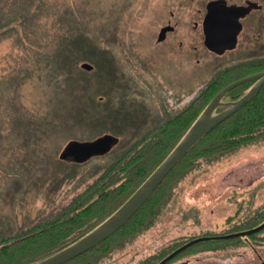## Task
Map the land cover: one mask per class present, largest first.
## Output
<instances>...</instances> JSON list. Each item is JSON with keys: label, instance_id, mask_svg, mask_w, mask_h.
<instances>
[{"label": "rangeland", "instance_id": "obj_1", "mask_svg": "<svg viewBox=\"0 0 264 264\" xmlns=\"http://www.w3.org/2000/svg\"><path fill=\"white\" fill-rule=\"evenodd\" d=\"M5 1L1 0L0 4L4 5ZM10 1L7 0L5 9ZM28 3L29 10L21 12L20 16L28 15L33 21L29 18L17 34L5 36L0 41V237L16 235L57 215L89 185L97 183L99 186L98 178L105 171L106 161L119 157L117 151L108 159L94 156L84 164L63 162L64 166L58 165L62 163L61 153L68 142L75 138L89 139L88 133H99L94 132L92 125L100 124L91 121L100 118L103 111L102 106H98V114L91 119L89 109L73 110L74 106L70 105L72 91L62 81L68 75L59 68L61 65L47 73L51 54L58 46L55 41L57 22L79 25L78 37L89 38L94 43L91 47L98 48L100 56H108L127 75L120 89L104 92L94 86L97 79L103 77L98 61L82 60L79 64L84 71L81 73L72 69L73 76L80 78L81 87H85L80 96L82 102H91V98L96 97L101 104L106 103L118 111L115 123L110 122V125H136L130 135L133 146H141L142 138L147 136L146 147H137L138 151L130 153L132 159L127 165H131L135 177L142 171L137 168L139 165L143 163L145 171L152 159L148 157L158 155L155 144L160 146L164 139H169L189 116L191 110L184 111V107L199 94L202 86L217 74L221 77L241 75L251 66L237 65L229 55L197 62V55L188 41L189 29L193 28L190 0H28ZM172 11L183 22L181 31L188 32L184 48H175L183 51V59L180 54L173 59L172 52L156 46L157 33ZM85 61L93 64V68L82 67ZM146 63L152 65L150 75L145 70ZM157 82L164 91H155ZM171 88L184 90L182 97L177 91L170 92ZM166 98L173 105L182 106L183 113L181 119L159 125L160 106ZM75 102L77 104L78 100ZM123 102L126 108L118 106ZM67 105L71 108L65 107ZM147 106L149 113L144 111ZM82 115L86 121L82 120ZM130 118L134 122L126 123ZM52 122L69 127L67 131L72 130L73 134L66 131L53 138L48 133L38 143L33 142L34 138L29 142L25 137H32L25 132L26 127L40 134L45 124ZM153 136L158 140L153 141ZM145 149L150 151L138 153ZM221 155H213L210 161L202 157L196 166L199 169L192 170L186 180L194 171L202 173L194 181L170 188L158 212L148 220L150 225L135 231L126 245L104 264H134L168 241L176 240L180 233L207 229L223 231L239 207L247 211L254 204H264V178L263 182L255 184L260 187L254 202L250 200L251 206L244 202L243 193H240L249 177L264 174V139L232 148ZM67 170L65 182L57 181L56 178L62 177Z\"/></svg>", "mask_w": 264, "mask_h": 264}, {"label": "trees", "instance_id": "obj_2", "mask_svg": "<svg viewBox=\"0 0 264 264\" xmlns=\"http://www.w3.org/2000/svg\"><path fill=\"white\" fill-rule=\"evenodd\" d=\"M6 2L7 0L4 5L0 4V41L3 40L5 36L17 34L20 26L25 24L30 18L28 15L20 16L21 12L29 10L28 0H11L10 6L5 9L4 6L7 4ZM30 21H33L32 18H30ZM78 26L79 25L65 24L63 21L57 22V33L55 34L56 36H54L58 46L51 54L47 73L50 74V70L52 71L57 65H61L59 68H62L66 75H68L65 76L62 81L67 84L72 91L70 105L74 106L73 110L78 109L80 111L79 107H83L85 110L89 109L88 111H91L89 116L92 119L94 115L98 114V106H102L101 110L103 114H101V117L94 121L90 120L93 123L97 122L100 124L92 125L95 128L94 132L99 133H91L92 135L88 133L89 135L87 134V136L90 137L89 139H73L78 141H92V139L95 140L103 135L112 134L117 137V140L106 152L92 155L89 159L94 156L108 159L117 151H119L117 152L119 157L115 160L111 158L112 161H106L107 165L105 171L100 175V178H98L100 180L99 186H97V183L89 185L87 190L79 193L57 215L38 222L28 230L19 231L16 235L1 236L0 264H34L63 249L90 232L115 212L169 155L219 90L236 79L264 68H254L250 66L247 71L245 70V73L241 75L228 74L221 77L217 74L218 76L216 75L202 86L199 94L184 107V111L191 110L189 116L181 123L179 129L171 134L169 139H164L160 146L155 144L158 155L155 157H148L152 159L150 161V167L145 171H143V163L139 165L137 168L142 170L140 172L141 176L137 175L135 177V174H133L135 171H131V165H127L132 159L130 153L132 150H137L141 146L146 147L145 138L147 136L142 138L140 142L141 146L137 144L133 146L130 144L132 141L130 135L133 131V126L136 125H110V122L113 124L115 123L118 111H114V108L111 109L110 105L106 103V105L101 104L102 101L96 97L91 98V102L89 99V101L86 100L82 102L80 96L84 94L82 90H84L83 88L85 87H81L83 86V82L80 78H75V76H73L74 72L72 69L75 68V70L77 69L81 73L84 71L80 68L79 64L82 60L98 61L99 66H102L103 77L97 79L94 86H98L100 91L104 92L111 91L115 88L120 89L123 84L125 85L127 75L119 70L118 66H116L108 56L105 54L100 56L98 48L96 50L94 47H91L94 46V43L89 40V38L84 39L83 37H78V31H80ZM69 72L71 74H69ZM81 76L83 77V75ZM255 80L256 79H252L237 85L225 94L223 100H235L240 98L255 83ZM102 82L104 84L100 85L99 83ZM56 87L58 86L56 85ZM75 100H78L77 104ZM81 102L82 104L79 106ZM71 106L67 105L65 107L71 108ZM224 108H226V106L222 105L219 106L217 110H222ZM81 111L84 110L81 109ZM82 118L83 121H86L83 115ZM125 122L133 123L134 119H127ZM45 125L47 128L44 127L40 134L26 127L25 132L30 133L32 136H25L28 138L27 140L32 142V138H34L35 141L33 142L38 143L41 139H45L48 133L51 134V137L56 138L60 135H64L69 128L66 126V129L63 125H54L53 122L46 123ZM86 126L87 125H85V127ZM163 129H165V127ZM71 131L72 130H70V132L67 131L66 133L73 134ZM82 137H85V135ZM153 137H155L153 141L158 140V137ZM260 139H264V85L243 106L202 137L178 161L149 198L124 225L94 247L62 264H104L105 261L112 258L111 255L115 251L119 250L124 244L126 245L127 239L130 238L135 231L140 228L144 229L150 225L148 220L153 219L158 212L163 203H161V201L170 188H175L178 186L176 185L178 183L190 182L188 180L194 181L198 175L202 173L201 171H194L186 180L187 175H189L192 170L199 169L196 166L202 157L208 158L207 161H210L213 155L217 157L222 156L221 154H224L227 150L241 148ZM148 151L150 150L145 149L138 153L147 154ZM217 153H219V155H215ZM89 159L81 162L72 158L61 157V161H59L62 163L58 165L64 166L65 163L63 162L71 165H80L86 163ZM67 173L68 170L63 173L64 175H62V177H57V181L64 183L65 179L68 178ZM162 256L163 254L151 258L143 257L134 264H154L161 259Z\"/></svg>", "mask_w": 264, "mask_h": 264}, {"label": "flooded vegetation", "instance_id": "obj_3", "mask_svg": "<svg viewBox=\"0 0 264 264\" xmlns=\"http://www.w3.org/2000/svg\"><path fill=\"white\" fill-rule=\"evenodd\" d=\"M190 1L193 3V11L191 10L193 28L189 29L191 35H189L190 40H187L190 41L194 54L197 55L198 63L211 59V57L224 58L229 55L237 65L264 67V0ZM182 23V20L177 15L175 17V13L172 11L171 17L157 33L156 46L160 47V50L168 49L172 52L171 58L173 59H175V55L179 54L183 59V51L179 50L184 48V38L188 37V32L181 31ZM166 27L169 29L164 33V38L160 40L159 36ZM235 54L236 57H231ZM149 60H151L150 57ZM145 70L150 75L152 65L146 63ZM262 70L264 68L253 73ZM156 88L155 91H164V89H160L161 83L157 82ZM169 91H177L179 92L177 95L181 97L184 92L181 88L178 90L171 88ZM171 97L173 98V96ZM166 99L162 101L163 106H160L162 111H160L159 125H164L173 119H181L183 113L182 106L173 105ZM116 103L120 102L116 101ZM150 104L152 105L151 100ZM118 106L125 107V104L123 102V105ZM148 110L147 106L144 111L149 113ZM262 178H264L263 173H258L255 177L251 176L249 181L247 180L246 186L241 187L240 193H243V200L247 204H250L251 199L254 202L255 194L260 187L255 184ZM237 212V214L231 215L223 231L207 229L198 233H180L176 236V240L168 241L144 257L151 258L163 254L161 258L163 259L179 246L195 238L209 236L211 238L189 245L166 264H264V227L253 231L264 222V204H254L247 211L239 207ZM234 233L240 234L220 237Z\"/></svg>", "mask_w": 264, "mask_h": 264}, {"label": "water", "instance_id": "obj_4", "mask_svg": "<svg viewBox=\"0 0 264 264\" xmlns=\"http://www.w3.org/2000/svg\"><path fill=\"white\" fill-rule=\"evenodd\" d=\"M168 29V27L163 29L161 35L159 36L160 40L164 38V33ZM82 67L92 69L93 64L85 61L82 63ZM252 79H256L255 83L243 96L235 100H223V97L228 91L237 85ZM263 85L264 70L241 77L219 90L207 104L202 113L197 117L186 134L178 142L175 148L115 212L78 240L34 264H62L89 250L113 234L135 214V212L143 205V203L163 181L171 169L202 137H204L220 122L233 114L237 109L243 106L259 91ZM222 105L226 106V108L217 110L218 107ZM116 140L117 137L112 134L103 135L92 141L71 140L62 151L61 157L85 161L92 155L106 152L116 143ZM262 227H264V222L253 229V231ZM238 234L240 233L222 235L220 237H229ZM208 238L211 237L202 236L195 238L186 244L179 246L156 264H166L189 245Z\"/></svg>", "mask_w": 264, "mask_h": 264}]
</instances>
